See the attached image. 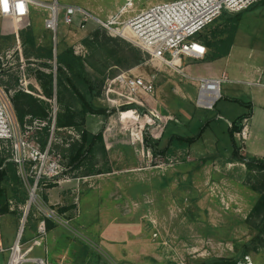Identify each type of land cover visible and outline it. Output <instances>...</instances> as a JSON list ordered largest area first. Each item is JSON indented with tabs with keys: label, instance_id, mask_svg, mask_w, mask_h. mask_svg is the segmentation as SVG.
Masks as SVG:
<instances>
[{
	"label": "rangeland",
	"instance_id": "rangeland-1",
	"mask_svg": "<svg viewBox=\"0 0 264 264\" xmlns=\"http://www.w3.org/2000/svg\"><path fill=\"white\" fill-rule=\"evenodd\" d=\"M56 1L60 6L57 33L46 27L55 0H34L25 19L0 16L1 82L13 96L22 90L49 107L47 120L28 117L24 126L18 121L28 141L19 152H33V145L39 146L48 152L47 165L56 162L60 172L42 180L30 206L33 179L26 185L18 174L20 192H10V212L0 214V264H7L18 240L19 256L29 259L24 264H36L31 259L43 256L49 264H200L214 257L242 259L245 255L254 264H264V233L254 228L259 218H250L260 197L252 188H264V173L250 172L233 161L228 129L237 113H247L248 108L243 104L228 107L224 101L212 110L199 108L196 77L185 70L190 64L193 74L198 68L205 74L198 60L183 57V68L176 70L97 22L88 21L82 27L80 16L73 23L65 18L66 6H77L107 20L127 0ZM169 1L147 0L141 7ZM224 23L223 16L218 18L199 38L202 42L213 38ZM29 27L35 46L27 37ZM97 31L100 42L108 46L91 42ZM65 48H72L88 72L104 81L96 103L118 109L108 119L88 116V130H103L106 153L88 157L79 169L69 164V148L79 132L57 126L62 107L55 94L46 97L39 80V72L56 75L57 55ZM250 54L254 57L249 58ZM231 60L264 64L263 3L241 12ZM123 72L152 80L154 95L135 97L123 91L119 102L109 104L104 97L108 80ZM133 100L145 102L139 107L146 111L122 109L138 106ZM129 110L135 111L134 117L126 114ZM223 114L224 120L219 119ZM148 127L153 138L160 140V150L173 134L195 136L204 131L191 145L154 154L142 135ZM236 141L243 147L245 140L236 136ZM12 151L16 152L14 142H0L4 157ZM31 166L26 163L28 172Z\"/></svg>",
	"mask_w": 264,
	"mask_h": 264
},
{
	"label": "built area",
	"instance_id": "built-area-1",
	"mask_svg": "<svg viewBox=\"0 0 264 264\" xmlns=\"http://www.w3.org/2000/svg\"><path fill=\"white\" fill-rule=\"evenodd\" d=\"M147 0H127L119 8L118 13L107 20L93 14L89 10L66 6L65 18L68 23H73L80 16V26L85 27L88 21L97 22L110 29L115 35L125 37L149 52L153 59L159 60L171 68L180 70L183 68V57L195 60H203L208 54V47L198 39L197 35L212 25L224 12L241 13L262 0H172L169 2L148 4L141 7ZM55 4L59 3L55 0ZM34 0H0V16L15 20L25 19L31 13ZM60 8V6H59ZM59 9L51 11L46 20V27L57 33L59 24ZM117 26V27H116ZM123 35V36H120ZM169 54L170 57H166ZM2 71L0 70V77ZM196 106L202 109L212 110L217 102L222 99V84L227 80L223 73L219 77H199ZM125 93L143 96H153L155 85L152 80L141 76H133L127 72L120 73L108 80L104 90V97L109 104L120 101V96ZM13 92L7 90L0 79V142H14L16 152H10L8 161L16 164L18 174L26 185H30L33 179L32 192L44 178H53L59 172L56 162L47 165L45 160L48 154L39 146H34L33 152H19L20 145L28 144L26 134L19 129L18 120L14 113L12 103ZM135 101L138 106H145V102ZM55 120V119H54ZM247 121L244 120V123ZM46 122H41V126ZM248 130L244 129L236 136L244 141ZM49 149V146H48ZM32 164L28 172L26 163ZM30 194V198H31ZM28 206L31 205L28 201ZM20 240L11 247L10 258L7 264H24L29 259L19 256L21 251ZM36 264H49L45 258L31 259ZM59 264H71L61 261ZM237 264H254L251 257L245 255Z\"/></svg>",
	"mask_w": 264,
	"mask_h": 264
},
{
	"label": "trees",
	"instance_id": "trees-1",
	"mask_svg": "<svg viewBox=\"0 0 264 264\" xmlns=\"http://www.w3.org/2000/svg\"><path fill=\"white\" fill-rule=\"evenodd\" d=\"M260 3L264 4V0ZM225 18V23L221 30L213 36V38L206 39L203 42L208 49L212 51V58H220L227 56L230 53L231 47L234 43L236 30L240 21L241 13L231 14L224 12L221 17ZM204 31V30H203ZM202 31V32H203ZM197 37L202 41L199 36ZM27 37L30 42L35 46V35L32 28L29 27ZM113 40V39H111ZM95 43L99 47L108 46L100 42V32L94 34ZM51 51L49 57H51ZM137 63L141 62L138 58ZM45 67H50L49 64H42ZM39 80L41 81L43 91L47 98H52L56 95L57 101L61 105V112L58 113L57 126L74 127L78 130L80 137L76 139L69 148L70 157L69 164L76 169L82 167V163L88 157H95L99 151L106 153V144L103 130L92 132L86 128L87 118L90 115L103 116L108 119L111 115L115 114L118 109L108 108L98 105L96 100L101 96L104 81L95 78L91 75L85 65V61L77 56L72 48H65L60 54L57 55L56 75L54 72H39ZM55 88V89H54ZM12 103L15 110L16 117L22 126L26 123V118L47 120L49 117L48 105L37 98L33 94L19 90L16 91L12 97ZM248 108V112L237 117L229 128V133L232 138V159L234 162L244 164L250 172L264 173V158L247 157L241 153V147L236 141V134L244 129V120L248 119L251 115L252 105L250 103L241 102ZM122 109H137L139 112L146 110L137 105L130 104L123 106ZM133 111V110H129ZM132 113H135L133 111ZM47 127L45 130L47 132ZM144 131V141L148 148L154 154L162 153L170 150L172 147H181L191 145L194 141L199 139L204 131L195 136H182L173 134L169 137L165 148L159 149L160 140L153 138L151 132ZM47 140H43L42 146H46ZM21 188V180L18 175L17 166L14 162L8 161L0 153V214L10 212L9 201L12 198L10 192L19 194ZM260 194V197L254 205L250 218H259V225L254 226L260 233H264V188H252ZM21 202H25L21 198ZM240 256L235 257H214L210 258L200 264H237Z\"/></svg>",
	"mask_w": 264,
	"mask_h": 264
},
{
	"label": "crops",
	"instance_id": "crops-1",
	"mask_svg": "<svg viewBox=\"0 0 264 264\" xmlns=\"http://www.w3.org/2000/svg\"><path fill=\"white\" fill-rule=\"evenodd\" d=\"M233 49L234 43L227 56L212 58V54H207L205 59L198 60L205 74L199 72V68L196 70L198 73L193 74L194 70L190 64L186 66L185 70L194 78L219 77L223 73L227 75V80L223 82L225 86L224 90H222V99L216 103L215 107L218 106L221 101H224L228 107H233L234 104H242L241 102L250 103L252 105L251 115L244 123V126L247 127L248 134L243 147H241V153L247 157L264 158V64L259 63L258 60L234 63V61L231 60ZM248 57L253 58L254 55L251 56L250 54ZM233 63L236 64V66H234ZM126 112L128 115L133 111ZM245 113V111L240 110V112L237 113V117ZM134 116L135 113H132L131 117ZM223 116L224 114L220 115L218 118L224 120ZM232 118H234L233 115ZM234 120H232V122ZM232 122H229L228 129L231 127ZM241 165L245 166L242 163ZM43 258L46 257L43 256ZM47 258L49 260V257Z\"/></svg>",
	"mask_w": 264,
	"mask_h": 264
},
{
	"label": "bare ground",
	"instance_id": "bare-ground-1",
	"mask_svg": "<svg viewBox=\"0 0 264 264\" xmlns=\"http://www.w3.org/2000/svg\"><path fill=\"white\" fill-rule=\"evenodd\" d=\"M52 5V12H54V11H58V9H59V6L57 5V4H55V2L54 3H52L51 4ZM120 36H123V35H120ZM122 38H125L124 36L122 37ZM126 39V38H125ZM128 40H130V39H128ZM131 41V40H130ZM35 200V194H34V192H32V194H31V198H29V203H33V201Z\"/></svg>",
	"mask_w": 264,
	"mask_h": 264
}]
</instances>
